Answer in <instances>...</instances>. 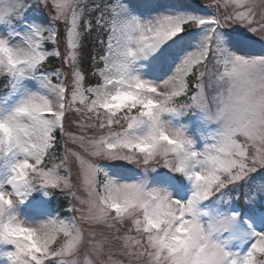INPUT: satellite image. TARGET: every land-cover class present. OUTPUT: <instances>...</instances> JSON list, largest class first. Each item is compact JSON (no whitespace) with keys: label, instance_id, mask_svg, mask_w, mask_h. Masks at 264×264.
<instances>
[{"label":"snow or ice","instance_id":"snow-or-ice-1","mask_svg":"<svg viewBox=\"0 0 264 264\" xmlns=\"http://www.w3.org/2000/svg\"><path fill=\"white\" fill-rule=\"evenodd\" d=\"M0 264H264V0H0Z\"/></svg>","mask_w":264,"mask_h":264},{"label":"rangeland","instance_id":"rangeland-1","mask_svg":"<svg viewBox=\"0 0 264 264\" xmlns=\"http://www.w3.org/2000/svg\"><path fill=\"white\" fill-rule=\"evenodd\" d=\"M69 147H74L73 145L69 144ZM63 151V148H61V152Z\"/></svg>","mask_w":264,"mask_h":264}]
</instances>
